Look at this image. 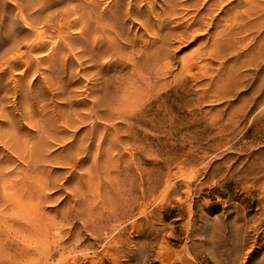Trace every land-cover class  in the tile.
Listing matches in <instances>:
<instances>
[{"label":"rangeland","instance_id":"rangeland-1","mask_svg":"<svg viewBox=\"0 0 264 264\" xmlns=\"http://www.w3.org/2000/svg\"><path fill=\"white\" fill-rule=\"evenodd\" d=\"M27 253L264 264V0H0V264Z\"/></svg>","mask_w":264,"mask_h":264},{"label":"bare ground","instance_id":"bare-ground-1","mask_svg":"<svg viewBox=\"0 0 264 264\" xmlns=\"http://www.w3.org/2000/svg\"><path fill=\"white\" fill-rule=\"evenodd\" d=\"M61 8V7H60ZM59 8V9H60ZM53 13V11H51L50 10V12H48V14H47V16H48V18H50L49 20H51L52 18H54V17H56V14H52ZM54 22V21H53ZM51 23V22H50ZM54 25V24H53ZM51 26V25H50ZM28 254V253H27ZM32 254H28V257L31 259V260H29V262L30 263H28V264H38V261H39V259H35L34 260V258L31 256ZM32 261V262H31ZM27 264V263H26Z\"/></svg>","mask_w":264,"mask_h":264}]
</instances>
